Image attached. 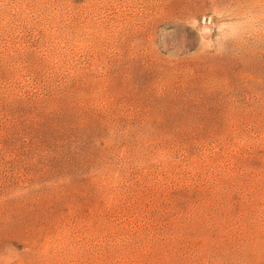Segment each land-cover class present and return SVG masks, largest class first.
I'll return each mask as SVG.
<instances>
[{
	"label": "rangeland",
	"instance_id": "374dc122",
	"mask_svg": "<svg viewBox=\"0 0 264 264\" xmlns=\"http://www.w3.org/2000/svg\"><path fill=\"white\" fill-rule=\"evenodd\" d=\"M0 264H264V0H0Z\"/></svg>",
	"mask_w": 264,
	"mask_h": 264
}]
</instances>
